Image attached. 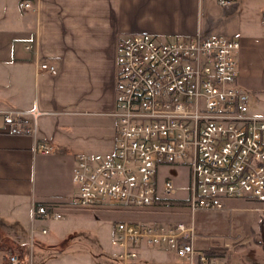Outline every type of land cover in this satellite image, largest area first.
<instances>
[{
  "label": "crops",
  "instance_id": "1",
  "mask_svg": "<svg viewBox=\"0 0 264 264\" xmlns=\"http://www.w3.org/2000/svg\"><path fill=\"white\" fill-rule=\"evenodd\" d=\"M22 1L0 0V111L43 113L38 119V138L52 147L53 154L36 155L32 137L0 131V264H8L11 255L37 264L33 240L43 241L48 232L38 224L42 221L33 220L34 207L56 204L60 211L70 200L79 154L96 161L112 156L120 38L151 34L161 40L197 35L237 40L236 86L248 94L251 112L264 117V0H230L227 6L219 0H28L32 9L21 11L18 4ZM41 63L54 65L57 73L40 71ZM179 196L174 207L187 210L185 194ZM226 201L236 200L223 202L220 222L233 228L238 219L234 213H225ZM191 216L185 224H193ZM232 216L235 221L224 222ZM211 230L217 234L209 229L207 236ZM229 234L239 241L252 240L250 232L240 226ZM196 242L197 251L216 254L200 249L204 240L197 236ZM245 244L238 245L237 254L212 257L207 264H234V259H241L240 249L250 245ZM159 253L163 264H184L166 251ZM149 255L145 252L140 262ZM97 260L105 264L101 256Z\"/></svg>",
  "mask_w": 264,
  "mask_h": 264
},
{
  "label": "built area",
  "instance_id": "2",
  "mask_svg": "<svg viewBox=\"0 0 264 264\" xmlns=\"http://www.w3.org/2000/svg\"><path fill=\"white\" fill-rule=\"evenodd\" d=\"M219 3L227 6L230 0ZM18 8L28 11L32 4L25 0ZM238 50L235 39L199 35L172 40L151 34L120 38L112 113L114 152L103 161L77 156L72 172L77 206L114 202L127 210L170 208L180 193L192 215L223 211L225 200L264 204V117L251 112L248 94L236 86ZM38 68L57 73L49 63ZM42 115L36 109L0 111V131L32 137L36 155H51L52 147L38 138ZM172 166L188 169L186 187H177L170 179L159 186L160 169ZM32 218L59 221L62 214L56 204H47L34 207ZM231 221L233 216L224 219ZM214 235L211 230L209 236ZM195 238L192 223L119 222L112 232L111 258L129 264L152 249L164 250L184 264H207L209 258L196 250ZM8 264L29 263L11 255Z\"/></svg>",
  "mask_w": 264,
  "mask_h": 264
},
{
  "label": "rangeland",
  "instance_id": "3",
  "mask_svg": "<svg viewBox=\"0 0 264 264\" xmlns=\"http://www.w3.org/2000/svg\"><path fill=\"white\" fill-rule=\"evenodd\" d=\"M249 95L252 101H257L252 94ZM261 102L264 104V94ZM102 159L104 160L101 158L99 161H103ZM165 179H170L177 187H186L189 180L188 169L184 166L162 168L157 180L159 186ZM75 189L71 185L68 192L70 200L63 203L60 208L62 214L60 221L38 223L42 224L48 235L43 237V241L33 240L37 264H98L97 258L100 256L105 264H110L113 262L111 237L117 223H186L192 217V214L180 205L170 208L154 206L148 209L127 210L118 203L103 202L93 208H80L76 204ZM225 208H227L225 213H234L238 219V224L233 228L221 224L218 212L193 214L196 236L198 240H204V245L199 248L213 251L217 256L223 257L235 254L240 247L238 245L247 243L250 245L245 244L247 246L244 245L245 247L240 249L241 259L236 261L234 259V264H264V229L261 230V227L264 228V204L243 200L226 201ZM239 226L250 232V240L252 239L250 243L249 240L239 241L234 235L229 234L230 230ZM255 226L260 227L261 232L259 229L256 230ZM253 228L255 233L252 231ZM209 229H214L217 234L210 237L208 232L207 236ZM227 233L228 235L224 236ZM39 242H44L43 246H40ZM256 243H261L263 248ZM195 246L197 247V242ZM162 251L164 250H145L150 257L143 262H140V258L145 252H141L137 264H163L157 258Z\"/></svg>",
  "mask_w": 264,
  "mask_h": 264
},
{
  "label": "trees",
  "instance_id": "4",
  "mask_svg": "<svg viewBox=\"0 0 264 264\" xmlns=\"http://www.w3.org/2000/svg\"><path fill=\"white\" fill-rule=\"evenodd\" d=\"M206 256H207V258H212V257H216L217 256V254H213V253H206L205 254ZM217 257H219V256H217Z\"/></svg>",
  "mask_w": 264,
  "mask_h": 264
}]
</instances>
